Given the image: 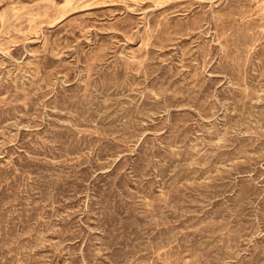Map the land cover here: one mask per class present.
<instances>
[{
  "label": "rangeland",
  "instance_id": "rangeland-1",
  "mask_svg": "<svg viewBox=\"0 0 264 264\" xmlns=\"http://www.w3.org/2000/svg\"><path fill=\"white\" fill-rule=\"evenodd\" d=\"M0 264H264V0H0Z\"/></svg>",
  "mask_w": 264,
  "mask_h": 264
},
{
  "label": "bare ground",
  "instance_id": "bare-ground-1",
  "mask_svg": "<svg viewBox=\"0 0 264 264\" xmlns=\"http://www.w3.org/2000/svg\"><path fill=\"white\" fill-rule=\"evenodd\" d=\"M69 4H71V3H69ZM25 6V5H24ZM57 8V7H56ZM43 10V9H42ZM45 10H46V8H45ZM36 12V11H35ZM26 15V14H25ZM3 17V16H2ZM61 19V18H60ZM38 25V24H37ZM42 32V31H41ZM23 34V33H22ZM23 65V64H22Z\"/></svg>",
  "mask_w": 264,
  "mask_h": 264
}]
</instances>
